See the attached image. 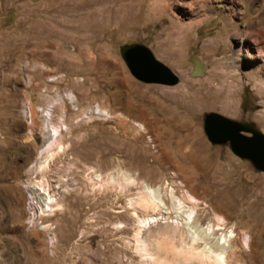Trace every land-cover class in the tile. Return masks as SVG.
Instances as JSON below:
<instances>
[{"label": "rangeland", "instance_id": "obj_1", "mask_svg": "<svg viewBox=\"0 0 264 264\" xmlns=\"http://www.w3.org/2000/svg\"><path fill=\"white\" fill-rule=\"evenodd\" d=\"M167 2L171 10L147 14L139 0H0V166L10 155L22 165V227L43 234L48 264H199L181 254L193 243L175 213H142L130 206L139 186L89 178L135 175L182 199L179 167L193 182L201 223L215 224L214 203L223 231L235 232L231 264H264V172L203 130L204 115L217 112L264 134V0ZM137 43L178 82L135 78L120 51ZM52 102L63 133L44 171ZM32 185L59 206L41 213Z\"/></svg>", "mask_w": 264, "mask_h": 264}, {"label": "bare ground", "instance_id": "obj_2", "mask_svg": "<svg viewBox=\"0 0 264 264\" xmlns=\"http://www.w3.org/2000/svg\"><path fill=\"white\" fill-rule=\"evenodd\" d=\"M139 2H140L139 5L141 6L146 4L145 6L147 7V12H146L147 14L154 12L161 13L165 9L171 10L169 6V2H167V0H152L151 2H148V4L146 3V0H139ZM183 12H186V10H183ZM202 13L204 12L202 11ZM174 15L177 16L175 13ZM196 16L197 15H195V17ZM175 19H177V17H175ZM196 22L200 24L202 21L199 18V20ZM191 25L193 24L188 23L186 24V26L183 27H185V29L190 30L192 27ZM183 27H180L181 30L177 31L178 40L180 39L181 33L184 32ZM197 64L199 66L195 64L194 73L197 76L200 75L202 76L204 72V67L200 66L201 64L199 62ZM67 95H68L67 96L68 99H70V101L74 103L75 97L73 96V94L70 93ZM53 105H54L53 102L50 105H48L45 113L47 128L49 132L48 135L50 137L51 143H49V145L45 150L47 152L46 159L39 162V169L44 171H46V169L50 167V161L53 159L56 153V151L52 147L56 143V141H58V139L61 137L63 133V130L61 129L62 127L61 128L58 127L52 121ZM130 107L134 109L132 105H130ZM99 108L100 107L98 104L95 105L94 112L95 113L98 112L99 115L107 114V111L105 110L101 111ZM91 112L93 113V109L91 110ZM30 117H31V112H30ZM136 125L141 126V124L138 122ZM178 171H179V175L183 178L182 182L180 183V186L178 185V188L182 189L183 191L184 197L182 199L176 196L174 189L164 190L163 186L151 187L147 183V181H143V180L137 181L138 179L135 175L126 176L125 174V178L123 177L124 179L123 182H120L119 179L117 180L116 177L113 176L112 174L110 175L108 174V177L106 179H102V176L100 174L94 173V175L93 176L91 175L89 178L92 181L93 185L94 186L97 185L98 187H101L103 184L106 183L107 184L117 183V185L118 184L120 185V188L128 187L129 185L139 186V196L138 198L131 199L130 206L135 210L141 211L142 213H147L150 210L158 211L160 214L163 215H169L170 213H175L176 218L181 220L182 226L186 228L187 235L193 243L188 247L185 246L186 247L185 249L183 248L181 254H184L183 255L185 256L184 260H191V261L195 260L199 264H231V259L233 257L236 259L238 258L237 250L232 245L234 239L236 238V234L233 230H230L229 232L223 231L225 229L226 221L225 218L221 216L223 214L222 209L217 204L213 203L211 206L213 212L216 214L215 224L209 222L206 226H204L197 217L198 214L196 209L201 204L199 203L195 195V189L194 186L192 185L193 182L191 183L188 175H186L185 171L182 168L179 167ZM31 189L33 190L34 193L33 201L37 203L41 213L52 212L55 210V208L59 206V201L56 195L48 192V190L45 189L43 185H32ZM139 223L142 226H144L147 223H149V220L148 222H146V220L139 219ZM48 226L49 225H43L40 228L48 229ZM139 241L143 243L142 239H139ZM200 243L204 244V247L202 249H199L197 247V245ZM141 251H143L144 253L143 248L141 249Z\"/></svg>", "mask_w": 264, "mask_h": 264}, {"label": "water", "instance_id": "obj_3", "mask_svg": "<svg viewBox=\"0 0 264 264\" xmlns=\"http://www.w3.org/2000/svg\"><path fill=\"white\" fill-rule=\"evenodd\" d=\"M120 54L130 73L140 81L162 85L178 82V76L144 44L125 45ZM203 130L211 143L228 144L235 155L264 172V134L252 124L209 112L204 115Z\"/></svg>", "mask_w": 264, "mask_h": 264}, {"label": "crops", "instance_id": "obj_4", "mask_svg": "<svg viewBox=\"0 0 264 264\" xmlns=\"http://www.w3.org/2000/svg\"><path fill=\"white\" fill-rule=\"evenodd\" d=\"M0 166V264H48L43 234L22 227L23 183L16 155ZM6 162H8L6 164ZM14 163V165H11ZM17 164V165H16Z\"/></svg>", "mask_w": 264, "mask_h": 264}, {"label": "built area", "instance_id": "obj_5", "mask_svg": "<svg viewBox=\"0 0 264 264\" xmlns=\"http://www.w3.org/2000/svg\"><path fill=\"white\" fill-rule=\"evenodd\" d=\"M149 141H150V140H149ZM150 143H151V141H150ZM151 147L154 148V143H151Z\"/></svg>", "mask_w": 264, "mask_h": 264}]
</instances>
